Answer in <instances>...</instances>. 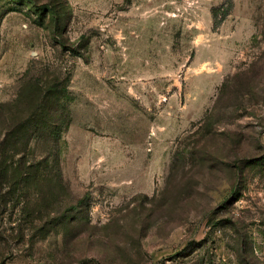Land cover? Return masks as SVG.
<instances>
[{
    "label": "rangeland",
    "instance_id": "1",
    "mask_svg": "<svg viewBox=\"0 0 264 264\" xmlns=\"http://www.w3.org/2000/svg\"><path fill=\"white\" fill-rule=\"evenodd\" d=\"M1 104L0 264H264V0H0Z\"/></svg>",
    "mask_w": 264,
    "mask_h": 264
},
{
    "label": "trees",
    "instance_id": "2",
    "mask_svg": "<svg viewBox=\"0 0 264 264\" xmlns=\"http://www.w3.org/2000/svg\"><path fill=\"white\" fill-rule=\"evenodd\" d=\"M8 108H12L11 105L1 104L0 113ZM59 108L54 109L57 110L56 113ZM36 115V110H34L32 112V119L26 121L22 126L28 125L30 127L32 125L31 134L22 136L18 129L10 128L5 137L0 140V186L5 184L12 186L18 183L17 180H24L23 178L29 175V172L26 171L28 170V166L30 169L34 170L36 168V171H38V166H41L42 162L49 163L50 153L35 152L28 144L32 140L45 139L48 144L51 143L49 149H54L51 145H54L58 140L60 128L55 127L52 130L51 119L47 120V117L37 119ZM42 133H46L47 135L45 136ZM32 177L36 178L40 177V175L35 174ZM3 179H6V181H3Z\"/></svg>",
    "mask_w": 264,
    "mask_h": 264
},
{
    "label": "water",
    "instance_id": "3",
    "mask_svg": "<svg viewBox=\"0 0 264 264\" xmlns=\"http://www.w3.org/2000/svg\"><path fill=\"white\" fill-rule=\"evenodd\" d=\"M2 264H6V263H2Z\"/></svg>",
    "mask_w": 264,
    "mask_h": 264
}]
</instances>
